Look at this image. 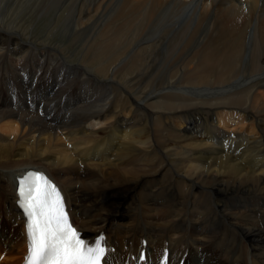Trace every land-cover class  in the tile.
<instances>
[{
    "label": "bare ground",
    "instance_id": "6f19581e",
    "mask_svg": "<svg viewBox=\"0 0 264 264\" xmlns=\"http://www.w3.org/2000/svg\"><path fill=\"white\" fill-rule=\"evenodd\" d=\"M29 168L113 264H264V0H0V264Z\"/></svg>",
    "mask_w": 264,
    "mask_h": 264
},
{
    "label": "snow or ice",
    "instance_id": "6c2138e0",
    "mask_svg": "<svg viewBox=\"0 0 264 264\" xmlns=\"http://www.w3.org/2000/svg\"><path fill=\"white\" fill-rule=\"evenodd\" d=\"M16 196L25 221L24 264H104L109 252L105 237L101 234L91 244L81 238L62 193L45 174L29 171L20 177ZM162 264H167V252Z\"/></svg>",
    "mask_w": 264,
    "mask_h": 264
},
{
    "label": "rangeland",
    "instance_id": "374dc122",
    "mask_svg": "<svg viewBox=\"0 0 264 264\" xmlns=\"http://www.w3.org/2000/svg\"><path fill=\"white\" fill-rule=\"evenodd\" d=\"M47 18V19H46ZM49 20H50V17H34V22L32 23V22H29V20L23 25V27H25V28H27V32H28V35H31L33 38H36L37 37V39L38 38H41V37H43V36H45L46 35V33H47V28H48V26L49 25H51V23L49 22ZM32 23V24H31ZM138 23V22H137ZM136 23V24H137ZM47 24V25H46ZM45 25V26H44ZM135 26V25H134ZM134 26H133V28H134ZM31 30V31H30ZM52 40H53V42H52ZM67 39L66 38H64V39H62V40H60V36L59 35H52L51 36V38H50V42L51 43H57V42H60V41H62V43L64 42V43H66L67 41H66ZM77 46L78 45H75V47L74 48H72V49H70L68 52L70 53V54H74L73 55V59H74V61H77L79 58H80V55H78V54H80L81 52L80 51H78L77 50ZM189 46H191L192 47V49H193V45L192 44H190ZM74 51V52H73ZM76 51V52H75ZM80 52V53H79ZM78 53V54H77ZM79 57V58H78ZM72 59V60H73ZM37 136V135H36ZM31 144V143H30ZM30 144H29V146H30ZM69 147V146H68ZM138 148H140V146H137ZM68 149H71L70 147L68 148Z\"/></svg>",
    "mask_w": 264,
    "mask_h": 264
}]
</instances>
